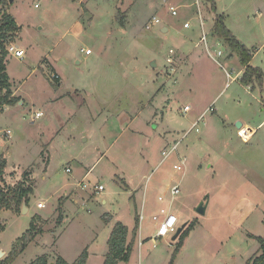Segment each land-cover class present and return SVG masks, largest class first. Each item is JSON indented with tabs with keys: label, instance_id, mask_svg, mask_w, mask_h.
I'll list each match as a JSON object with an SVG mask.
<instances>
[{
	"label": "rangeland",
	"instance_id": "374dc122",
	"mask_svg": "<svg viewBox=\"0 0 264 264\" xmlns=\"http://www.w3.org/2000/svg\"><path fill=\"white\" fill-rule=\"evenodd\" d=\"M191 3L6 0L0 7L20 27L25 52L22 60L7 54V73L20 88L19 101L0 113V155L7 171L31 170L33 184L26 212L23 205L0 210V260L27 231L36 233L34 224L43 233L11 264L44 254L52 264L57 256L72 263L85 250L86 264H103L114 226L131 233L141 211L143 245L137 246L138 234L129 262L119 264H245L258 255L257 239L264 237V0H213L215 12L208 7L205 17H223L252 56L247 66L261 80L251 83L243 82L246 65L227 44L218 46L222 69L203 45L195 48L201 37L196 13L184 7ZM153 17L160 23L145 30ZM187 21L191 27L184 29ZM170 49L197 63L180 71L176 62L175 71H167ZM191 69L193 77L185 80ZM54 71L58 81L51 79ZM176 164L180 171L173 170ZM23 173L18 180L8 174L5 184L14 187ZM173 186L178 195H170ZM204 198L207 211L200 216L195 210ZM160 209L177 217V228L194 224L177 250L172 236L155 238L151 217Z\"/></svg>",
	"mask_w": 264,
	"mask_h": 264
},
{
	"label": "trees",
	"instance_id": "16d2710c",
	"mask_svg": "<svg viewBox=\"0 0 264 264\" xmlns=\"http://www.w3.org/2000/svg\"><path fill=\"white\" fill-rule=\"evenodd\" d=\"M209 4L211 11L215 12V7L213 0H204ZM6 0H0V7L4 6ZM20 31V27L16 24L14 18L8 14L6 11L0 10V113L3 111L5 106H13L19 100L15 97H12L10 91L9 78L6 73V66L4 63L7 53L5 48L12 43L15 35ZM214 35L223 40L233 52L237 53L240 56L242 65H246L243 74V82L251 83L254 81L261 80L260 72L247 66L251 55L248 51L245 50L244 46L235 39V37L225 28L223 18L221 16H216L214 25H213ZM6 168V160L0 155V210L7 209H16L21 207L23 204L27 207L28 197L33 191L32 181L29 179V173H23V179L14 187H9L5 184L3 180L4 171ZM62 218V215L59 214L58 220ZM41 220V219H40ZM194 224L191 223L186 229L181 231L177 237L176 250L180 248L184 238L188 233L194 228ZM2 227L0 226V230ZM30 229L33 231L36 230V233H27L16 243V249H13L12 254L8 257L0 260V264H11L15 259L17 252L23 251L29 242H32L35 239V236L42 234L43 229L40 227H35L34 224H31ZM138 230V221L135 220V225L131 230V233L128 232V229L121 223H117L109 237L108 240V249L104 259L103 264H119V263H128L134 248L136 234ZM259 242V253L258 255L252 257L245 264H264V237L258 238ZM18 250V251H17ZM87 252L83 251L81 256L71 264H86ZM30 264H51L48 260L46 254L37 257ZM53 264H70L62 257L57 256Z\"/></svg>",
	"mask_w": 264,
	"mask_h": 264
},
{
	"label": "crops",
	"instance_id": "0c3cea01",
	"mask_svg": "<svg viewBox=\"0 0 264 264\" xmlns=\"http://www.w3.org/2000/svg\"><path fill=\"white\" fill-rule=\"evenodd\" d=\"M190 2H192L190 5H187V6H185L184 5V7H187V8H189V12L190 13H196V17H197V19H195L194 20V22H195V24H196V26H197V28H198V30H200V33H201V37H200V39L198 40V43H196L195 44V48H198L199 46H201V45H203L204 46V54L206 55V57L210 60V61H212V62H214L215 64H217V66L219 67V68H221L220 66H222L221 65V63H220V59H222V57H223V53H222V55H221V57H217L216 56V53L218 52V51H222L221 49H219L218 48V46H221L222 44H226L225 42H223V40H221V39H219V38H217L215 35H214V33H213V25H214V21H215V18L214 19H212V20H210V21H207V18H205L206 17V13H207V8L208 7H210L209 6V4H207L204 0H189ZM170 7H173V6H170ZM175 8V7H174ZM176 9V8H175ZM177 11V10H176ZM186 12H187V10H186ZM212 13V12H211ZM177 15H178V13H177ZM176 15V16H177ZM212 16L214 17V13H212ZM218 16H220V15H218ZM13 17V16H12ZM14 18V17H13ZM223 18V17H222ZM153 19H156V20H159L158 18H155V17H153L150 21H148V23L147 24H149ZM15 20V19H14ZM16 22V21H15ZM159 23H160V20H159ZM158 23V24H159ZM188 24V27L187 28H184V24ZM146 24V25H147ZM158 24H155V25H153L152 27H154V26H156V25H158ZM184 24H183V28L184 29H189L190 27H191V22H189V21H187V22H184ZM145 25V26H146ZM145 26H144V29H145ZM151 27V28H152ZM151 28H150V30H151ZM146 30V29H145ZM147 31H149V30H147ZM20 32V31H19ZM19 32L15 35V37H14V39H13V41H12V43H10V44H13V45H15L18 49H20V50H23L24 51V47H23V43L20 41V36H19ZM161 32L162 33H167L168 32V29L167 28H162L161 29ZM202 36H204L205 37V41H201V39H202ZM213 36H215L216 38L214 39L215 41H211V39H212V37ZM171 50V49H170ZM169 50V51H170ZM169 51H168V57L166 58V60H165V63H166V70H167V66L169 67V69L168 70H171V72H174L175 71V68H173L172 69V65L173 64H175L176 62H178V63H180V71H181V69L182 68H184L185 66H187V65H189L191 68H192V66L193 65H195L197 62H196V60H195V58L194 59H184V58H180V56H178V55H176V53L173 51V54L171 55V54H169ZM24 55H25V52H24ZM89 55V54H88ZM13 57V56H12ZM168 58H171V60H172V63L170 64L168 61H167V59ZM192 58V57H191ZM16 59V58H15ZM19 60V59H18ZM22 60V59H21ZM8 61H9V59H8V57L6 56L5 57V60H4V63H5V66H6V73L8 72V70H7V64H8ZM182 61V62H181ZM193 62H195V63H193ZM225 62H226V60H225ZM185 63V64H184ZM227 63V62H226ZM49 65H51V66H54L53 64H52V62H49ZM179 65V64H178ZM181 65H183V66H181ZM223 68V67H222ZM221 68V69H222ZM178 69V68H177ZM167 70V71H168ZM167 71H166V74L168 75V73H167ZM52 73H54V74H51V75H55L56 77H57V79L55 80V81H58L59 80V77H58V75H57V73L54 71V72H52ZM231 73H232V70H231ZM224 74H225V78H226V80L227 81H229L230 82V79L229 78H227V75H231L230 73H228V72H224ZM7 75H8V78H9V84H10V91H11V93H12V97H15V96H18V89L20 88V86H17V88H15V84H14V80L9 76V74L7 73ZM170 75V74H169ZM171 76V75H170ZM184 78H185V80L188 78V79H190V78H192L193 77V71H192V69H191V71H188V72H186L185 74H184ZM169 77V76H168ZM230 78L233 80V78L230 76ZM181 80V79H180ZM231 80V81H232ZM16 98V97H15ZM22 103H23V101H21ZM20 102V103H21ZM24 104V103H23ZM185 107H188V106H185ZM7 108V106H5L4 108H3V111H4V109H6ZM190 109V108H189ZM2 111V112H3ZM210 111H212V110H210ZM213 113H214V111H213ZM37 114H39V116L41 115V113H36L35 114V118H37V117H39V116H37ZM203 115H201L200 117H202ZM198 120L199 119H197V121L196 122H198ZM137 121V119L135 118V119H133V120H130V122H136ZM195 123V122H194ZM190 130H191V128H190ZM197 131H198V129H197ZM7 132H9V131H7ZM7 132L5 133V134H7ZM174 145V144H173ZM173 148H175V145L173 146ZM2 157H3V155H1ZM4 158V157H3ZM177 165V164H176ZM24 171H27L30 175H29V179L32 181V171L31 170H24ZM23 171V172H24ZM66 171V170H65ZM13 172H15V174L13 173ZM22 172V173H23ZM71 172V171H70ZM89 172V171H88ZM87 172V173H88ZM21 172H18V171H16V170H12V171H7V169L5 168V171H4V176H3V180H4V182H8V180L7 179H9L10 178V176L8 175V174H13V176L16 178V180H18L19 178H20V175L22 174ZM87 173L85 174V176L84 177H86L87 176ZM9 177H8V176ZM7 185V184H6ZM11 186V185H10ZM9 186V187H10ZM33 189V188H32ZM133 198H134V195H133ZM163 199H164V197H163ZM205 199V198H204ZM203 199V200H204ZM206 199H207V197H206ZM165 200V199H164ZM157 201H158V199H157ZM39 203H43V202H39ZM102 203L103 204H105L106 203V201L105 200H103L102 201ZM159 203V202H158ZM44 204V203H43ZM159 204H161V203H159ZM164 204V203H163ZM162 204V205H163ZM208 205V204H207ZM44 207H45V204H44ZM43 207V208H44ZM27 209V208H26ZM142 209H143V207H142ZM157 209V208H156ZM27 211V210H26ZM206 211H207V207H206V209H205V213H206ZM172 213V212H171ZM143 214V211H141V213L139 214V216L140 215H142ZM155 214V213H154ZM153 215V214H152ZM143 217H144V215H142ZM106 219V218H105ZM107 220V219H106ZM142 222H143V220H142ZM177 223H178V219H177ZM135 225V224H134ZM127 228V227H126ZM180 228V227H179ZM141 229H142V224L139 222V219H138V230H137V234H136V237H138V234H139V240L137 241L138 242V244H137V246L138 247H142V245H143V239H142V237H141ZM147 239H149V238H147ZM147 239H145L144 241H146ZM171 240H172V238H171ZM136 241V240H135ZM175 241V240H174ZM259 249H260V246H259V248H258V252L257 253H259ZM106 256V255H105ZM256 256V255H255ZM254 257V256H253ZM63 258V257H62ZM252 258V257H251ZM250 258V259H251ZM249 259V260H250ZM248 260V261H249ZM75 262V261H74ZM69 263V262H68ZM73 263V262H72ZM71 264V263H70Z\"/></svg>",
	"mask_w": 264,
	"mask_h": 264
},
{
	"label": "built area",
	"instance_id": "2783aa9c",
	"mask_svg": "<svg viewBox=\"0 0 264 264\" xmlns=\"http://www.w3.org/2000/svg\"><path fill=\"white\" fill-rule=\"evenodd\" d=\"M169 11L171 13L172 16H176L177 15V11L174 7H169ZM159 23V20H156V19H153L149 24H147L145 26V29L146 30H150V28L155 25V24H158ZM188 27V24H184V28H187ZM201 41H205V37L202 36V39ZM5 51L7 54H10L11 56H13L14 58L16 59H23L24 57V51L23 50H20L18 49L15 45L13 44H9L6 48H5ZM90 53V51H87V54ZM169 54H173V51L170 50L169 51ZM222 55V52L221 51H218L216 53V56L219 58L221 57ZM167 61L171 64L172 63V60L171 58H168ZM222 68V66H220ZM227 78L230 79V81L232 80L230 78V75H227ZM51 79H57V77L55 75H51ZM189 110V107H184V111H187ZM37 116H39V114H37ZM197 131V129H196ZM9 132H7L8 134ZM173 170L175 171H180L181 170V167L180 165H174L173 166ZM66 172H70V169L67 168L66 169ZM103 190V187L102 186H98L97 187V191H102ZM170 195L171 196H175V195H178L179 193V189L177 186H173L172 188H170V191H169ZM158 202L159 203H163L164 202V199L163 197H158ZM37 207L38 208H43L44 207V204L43 203H38L37 204ZM143 220V216L140 215L139 216V221L140 223L142 222ZM151 220L152 222L154 223V226H155V238H161V239H166L168 238L169 236H174L175 233L177 232L178 228H177V217L173 214H169L168 212H165L164 209H160L159 212H156L155 214L152 215L151 217Z\"/></svg>",
	"mask_w": 264,
	"mask_h": 264
},
{
	"label": "water",
	"instance_id": "95a60500",
	"mask_svg": "<svg viewBox=\"0 0 264 264\" xmlns=\"http://www.w3.org/2000/svg\"><path fill=\"white\" fill-rule=\"evenodd\" d=\"M152 65H154L155 66V63H152ZM206 200L204 199V200H202L200 203H199V205L197 206V208H196V213L198 214V215H200V216H204L205 215V209H206V202H205ZM23 211L24 212H26V206H25V204H23ZM183 230V227H181V228H178V230H177V232L175 233V235L172 237V241H174V240H176L177 239V237L179 236V234L181 233V231ZM52 264V263H51Z\"/></svg>",
	"mask_w": 264,
	"mask_h": 264
}]
</instances>
